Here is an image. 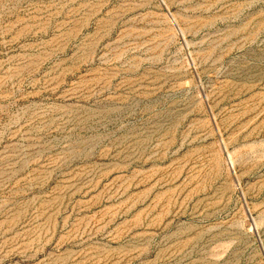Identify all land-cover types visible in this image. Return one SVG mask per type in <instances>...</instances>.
Wrapping results in <instances>:
<instances>
[{
  "label": "rangeland",
  "instance_id": "374dc122",
  "mask_svg": "<svg viewBox=\"0 0 264 264\" xmlns=\"http://www.w3.org/2000/svg\"><path fill=\"white\" fill-rule=\"evenodd\" d=\"M0 264H264V0H0Z\"/></svg>",
  "mask_w": 264,
  "mask_h": 264
}]
</instances>
